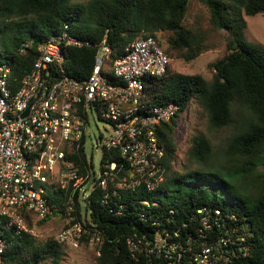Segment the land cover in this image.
<instances>
[{
	"label": "trees",
	"instance_id": "16d2710c",
	"mask_svg": "<svg viewBox=\"0 0 264 264\" xmlns=\"http://www.w3.org/2000/svg\"><path fill=\"white\" fill-rule=\"evenodd\" d=\"M190 1L0 0V48L5 54H0V60H6L11 75L20 79L32 66L36 45L68 25L71 34L91 42L100 40L107 31V42L114 50L112 57L122 53L134 40L153 36L168 57L171 51H176L178 58L191 61L208 50L209 44L201 29L183 25ZM198 1L209 12L210 29L226 31L228 53L211 63L210 80L168 70L164 75L149 78L145 90L153 103L176 102L179 113L195 102L212 128L234 124L235 132L225 150L226 158L217 171L175 169L172 162L176 153L173 135L176 124L171 120L157 130L166 148L160 161L164 180L158 189H118V193L112 195L115 187L114 180L110 179L106 189L97 186L90 195L89 205L84 207V213L90 210V221L85 223L76 192L75 206L69 213L75 215L84 228L101 237L100 253L96 257L99 264L156 262L154 255L139 254L134 245H143L145 240H152L156 231L163 229L170 234L179 230V236L172 241L185 248L191 246L195 250L192 240L195 244H210L221 233L218 228L204 239L187 233L195 226L188 219L202 205L219 208L224 216L233 214L235 219L224 217V227L234 225L239 232L246 233L242 243L248 246V253L233 257L232 264H264V47L249 43L244 37L247 25L244 15L264 13V0ZM158 32L170 33L165 49L157 37ZM24 40L29 41L31 47L22 53L19 46ZM94 52L92 46L68 47L65 62L68 73L76 78L88 75ZM209 155L210 145L204 136H190L188 159L205 164ZM76 160L80 163L81 177L88 174L84 155ZM227 160L233 161V169L225 166ZM222 168L226 173L218 171ZM105 193L109 194L108 204L101 200ZM69 194L70 190L49 191L54 207L52 214L66 216ZM144 200L149 204H143ZM49 217L36 222L42 224ZM155 218L158 224H153ZM5 222L0 217V229ZM184 222L186 226L182 227ZM32 224L28 222L29 227ZM6 236L0 264H61L62 245L56 240L48 238L40 242L28 232L14 234L13 230ZM189 239H192L190 244L186 243ZM239 247L236 245L237 251Z\"/></svg>",
	"mask_w": 264,
	"mask_h": 264
},
{
	"label": "built area",
	"instance_id": "2783aa9c",
	"mask_svg": "<svg viewBox=\"0 0 264 264\" xmlns=\"http://www.w3.org/2000/svg\"><path fill=\"white\" fill-rule=\"evenodd\" d=\"M68 28L65 25L36 45L32 66L20 79L11 75L6 60H0V217L6 220L0 229V258L10 230L35 236L28 222L52 214L48 193L59 189L70 190L65 219L71 227L62 230L58 241L77 247L72 230L78 236L91 234L90 243L98 256L101 237L69 213L75 206L74 194L77 192L80 206L85 207L95 187L106 189L110 179L115 187L112 195L118 189L137 187L154 191L164 180L160 161L166 148L157 130L171 120L178 128L182 112L174 101L150 106L145 86L149 78L168 72L170 58L153 36L134 40L112 57L107 31L91 42L71 34ZM83 45L95 49L93 65L88 75L76 78L66 69L67 48ZM30 47L24 40L19 51ZM94 113L110 123L112 136L102 145L99 176L94 171L91 174L93 167L87 163L88 174L81 177L76 159L85 157V129ZM108 199L105 193L101 200L108 204ZM142 203L149 204L147 200ZM88 213L90 210L81 212L83 223L90 221ZM224 217L235 219L233 214L224 216L219 208L202 205L195 209L188 219L195 223L189 236L204 239L214 228L221 232L210 244L187 240L188 244L192 240L195 250L172 241L179 230L170 234L166 229L156 231L152 240L134 245V249L154 255L156 262L147 264H232L233 257L248 253V246L242 243L246 233L234 225L224 227ZM158 223L155 218L153 224ZM236 245H240L238 251Z\"/></svg>",
	"mask_w": 264,
	"mask_h": 264
},
{
	"label": "rangeland",
	"instance_id": "374dc122",
	"mask_svg": "<svg viewBox=\"0 0 264 264\" xmlns=\"http://www.w3.org/2000/svg\"><path fill=\"white\" fill-rule=\"evenodd\" d=\"M77 3H84L87 0H73ZM246 28L244 29L245 40L252 44H258L264 47V13L253 16L244 15ZM183 25L186 28H198L205 32L209 49L200 53L195 59L185 61L176 56V51H171L169 55V72L200 75L204 79L210 80L213 75L211 63L222 58L227 50V37L225 30H211L209 24V12L207 8L198 0H191L184 16ZM169 32H158L157 37L161 40L163 48H166V38ZM27 37V33L24 32ZM0 54L5 56L0 48ZM150 106H155L149 101ZM236 115V112L234 113ZM176 126V125H175ZM178 128H174V139L176 141V153L172 165L175 169H201L208 171H217L223 160H225V150L231 135L235 132V125L231 124L223 128H212L208 125L207 117L202 109L195 103L191 102L188 108L181 113L178 119ZM194 134H202L210 145V155L205 164L196 163L187 157V148L189 138ZM112 136L110 123L103 118L98 117L95 113L88 119L85 129V146L84 153L86 161L91 164L96 177L99 176L102 166V145ZM226 167L234 168L233 161H225ZM263 168V167H261ZM226 173V169L218 170ZM226 177V176H225ZM227 178V177H226ZM82 213L84 214V204H81ZM68 210H66L67 212ZM65 215V214H64ZM64 215L51 214L46 222L40 224L32 222L35 231V238L44 242L48 238L58 241V235L62 230L70 228ZM89 218V214H87ZM74 239L77 241V247L72 246L69 242H59L62 245L61 264H99L96 262L97 254L91 246L93 235L83 233L78 236L72 230Z\"/></svg>",
	"mask_w": 264,
	"mask_h": 264
},
{
	"label": "water",
	"instance_id": "95a60500",
	"mask_svg": "<svg viewBox=\"0 0 264 264\" xmlns=\"http://www.w3.org/2000/svg\"><path fill=\"white\" fill-rule=\"evenodd\" d=\"M90 172H91V174L93 173V170L92 169H90Z\"/></svg>",
	"mask_w": 264,
	"mask_h": 264
}]
</instances>
